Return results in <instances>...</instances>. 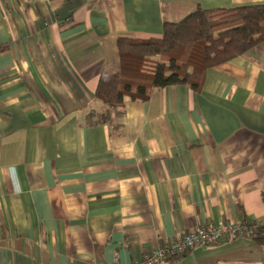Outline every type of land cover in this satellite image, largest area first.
<instances>
[{
    "label": "crops",
    "instance_id": "0c3cea01",
    "mask_svg": "<svg viewBox=\"0 0 264 264\" xmlns=\"http://www.w3.org/2000/svg\"><path fill=\"white\" fill-rule=\"evenodd\" d=\"M264 0H0V264H135L197 227L244 235L168 264H264V43L187 86L126 102L99 84L118 40ZM254 231V230H253Z\"/></svg>",
    "mask_w": 264,
    "mask_h": 264
},
{
    "label": "trees",
    "instance_id": "16d2710c",
    "mask_svg": "<svg viewBox=\"0 0 264 264\" xmlns=\"http://www.w3.org/2000/svg\"><path fill=\"white\" fill-rule=\"evenodd\" d=\"M262 43L264 5L198 8L179 23H166L158 38H121L120 70L101 82L95 93L106 108L88 113L87 127L112 124L113 113L126 102H146L153 92L167 87L187 86L198 92L208 71ZM247 234L259 238L260 229Z\"/></svg>",
    "mask_w": 264,
    "mask_h": 264
},
{
    "label": "built area",
    "instance_id": "2783aa9c",
    "mask_svg": "<svg viewBox=\"0 0 264 264\" xmlns=\"http://www.w3.org/2000/svg\"><path fill=\"white\" fill-rule=\"evenodd\" d=\"M255 228V224L252 225L246 222L221 227H197L172 242H164L156 250L145 254L141 262L135 264H168L197 248L217 246L235 240Z\"/></svg>",
    "mask_w": 264,
    "mask_h": 264
}]
</instances>
